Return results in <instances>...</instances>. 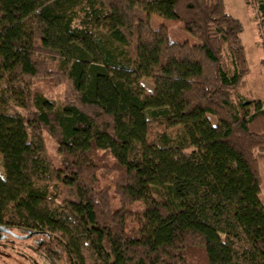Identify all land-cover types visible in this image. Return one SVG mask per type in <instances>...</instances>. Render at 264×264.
Returning a JSON list of instances; mask_svg holds the SVG:
<instances>
[{
    "label": "trees",
    "instance_id": "16d2710c",
    "mask_svg": "<svg viewBox=\"0 0 264 264\" xmlns=\"http://www.w3.org/2000/svg\"><path fill=\"white\" fill-rule=\"evenodd\" d=\"M244 1L264 29V0ZM242 29L223 0H0V226L68 264H264ZM38 80L71 96L56 106Z\"/></svg>",
    "mask_w": 264,
    "mask_h": 264
},
{
    "label": "rangeland",
    "instance_id": "374dc122",
    "mask_svg": "<svg viewBox=\"0 0 264 264\" xmlns=\"http://www.w3.org/2000/svg\"><path fill=\"white\" fill-rule=\"evenodd\" d=\"M225 11L234 15L242 24L241 39L244 45L245 57L247 62V73L244 77V88L239 96L246 98H258L264 107V68L260 66V59L264 57V29L258 27L255 21V12L251 6H248L244 0H223ZM78 23V20H75ZM173 38L177 41L187 40L195 42L196 39L188 34L179 23L172 24L169 28ZM40 55V54H39ZM45 59L44 71L54 70L56 68L51 60H47L44 54L40 55ZM45 75H47L45 73ZM49 81V80H48ZM141 86L151 93L154 92V86L150 79L141 77L139 79ZM41 88H46L44 94L51 99L56 106L62 105L67 98L71 96L70 87L67 83L62 82L53 85L45 80H38ZM84 109V108H83ZM17 110L24 115L26 111L22 108ZM88 111V109H86ZM46 151L54 166H58L61 156L57 151V143L47 132H43ZM257 157L258 171L261 169V184L264 186V151ZM259 160V164H258ZM260 174V171H259ZM263 175V177H261ZM126 230L131 234H136L138 228L132 222H127ZM48 239L35 235L29 230L12 227L0 231V264H68L50 250Z\"/></svg>",
    "mask_w": 264,
    "mask_h": 264
},
{
    "label": "crops",
    "instance_id": "0c3cea01",
    "mask_svg": "<svg viewBox=\"0 0 264 264\" xmlns=\"http://www.w3.org/2000/svg\"><path fill=\"white\" fill-rule=\"evenodd\" d=\"M262 153V152H261ZM257 157L259 158V154L257 155ZM258 164H259V160H258ZM259 171H260V175H261V169H260V166H259ZM261 177H263V175L261 176ZM262 179V178H261ZM262 183V182H261ZM260 197H261V200H262V202H263V204H264V186H263V184H261V186H260Z\"/></svg>",
    "mask_w": 264,
    "mask_h": 264
},
{
    "label": "water",
    "instance_id": "95a60500",
    "mask_svg": "<svg viewBox=\"0 0 264 264\" xmlns=\"http://www.w3.org/2000/svg\"><path fill=\"white\" fill-rule=\"evenodd\" d=\"M5 229H7V228H5V227H1V226H0V231H3V230H5Z\"/></svg>",
    "mask_w": 264,
    "mask_h": 264
}]
</instances>
